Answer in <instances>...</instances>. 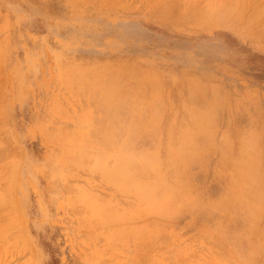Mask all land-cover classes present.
<instances>
[{
	"label": "rangeland",
	"instance_id": "374dc122",
	"mask_svg": "<svg viewBox=\"0 0 264 264\" xmlns=\"http://www.w3.org/2000/svg\"><path fill=\"white\" fill-rule=\"evenodd\" d=\"M0 197V264H264V0H0Z\"/></svg>",
	"mask_w": 264,
	"mask_h": 264
},
{
	"label": "bare ground",
	"instance_id": "6f19581e",
	"mask_svg": "<svg viewBox=\"0 0 264 264\" xmlns=\"http://www.w3.org/2000/svg\"><path fill=\"white\" fill-rule=\"evenodd\" d=\"M132 67H133V66H132ZM83 70H84V69H83ZM78 74H79V73H78ZM142 74H143V73H142ZM91 75H93V74H91ZM101 76H102V75H101ZM128 76H129V75H128ZM142 77H143V76H142ZM79 78H80V77H79ZM137 78H138V77H137ZM108 80H109V79H108ZM86 81H87V80H86ZM89 81H90V80H89ZM106 81H107V80H106ZM106 81H105V82H106ZM136 81H137V80H136ZM139 81H141V80H139ZM191 81H192V83H193V80H191ZM78 82H79V80H78ZM154 82H155V81H154ZM97 83H98V82H97ZM103 83H104V82H103ZM114 83H115V82H114ZM90 84H91V83H90ZM106 84H107V82H106ZM117 84H118V83H117ZM150 84H151V83H150ZM107 85H108V84H107ZM193 85H194V84H193ZM90 86H93V85H90ZM139 86H140V85H139ZM134 87H135V86H134ZM96 88H97V87H96ZM90 89H91V88H90ZM122 89H123V88H122ZM133 89H134V88H133ZM126 90H127V89H125V92H126ZM130 90H131V89H130ZM135 90H136V89H135ZM128 91H129V90H128ZM105 92H106V90H105ZM107 92H108V91H107ZM107 92H106V93H107ZM114 92H115V91H114ZM114 92H113V93H114ZM125 92H124V93H125ZM189 92H190V91H189ZM93 93H94V92H93ZM103 93H104V92H103ZM103 93H102V94H103ZM116 94H117V93H116ZM157 94H158V93H156V95H157ZM107 95H108V94H107ZM107 95H106V96H107ZM119 95H120V94H119ZM122 95H123V94H122ZM143 95H144V94H143ZM108 96L110 97V94H109ZM117 96H118V95H117ZM157 96H159V95H157ZM87 97H88V96H87ZM102 97H105V94H104V96H102ZM113 97H114V95H113ZM88 98H89V97H88ZM140 98H141V97H140ZM153 98H154V97H153ZM91 99H92V98H91ZM125 99H126V98H125ZM125 99H124V100H125ZM127 99H128V98H127ZM134 99H135V98H134ZM134 99H133V100H134ZM104 100H106V99H104ZM133 100H132V101H133ZM139 100H140V99H139ZM158 101H159V100H158ZM160 101H161V99H160ZM101 102H102V101H101ZM116 102H117V101H116ZM116 102H115V103H116ZM118 102H119V101H118ZM129 102H130V101H129ZM152 102H153V101H152ZM161 102H162V101H161ZM161 102H160V104H161ZM213 102H214V101H213ZM141 103H142V102H141ZM153 103H154V102H153ZM94 104H95V103H94ZM102 104H103V103H102ZM142 104H143V103H142ZM155 104H156V103H155ZM155 104H153V105H155ZM157 104H159V103H157ZM104 105H105V104H104ZM153 105H152V106H153ZM141 106H142V105H141ZM158 106H159V105H158ZM158 106H157V107H158ZM106 107H107V106H106ZM159 107H160V106H159ZM161 107H162V105H161ZM161 107H160V108H161ZM152 108H153V107H152ZM160 108H159V109H160ZM210 108H211V107H210ZM212 108H213V106H212ZM127 109H128V108H127ZM143 109H144V108H143ZM157 109H158V108H157ZM215 109H216V108H215ZM101 110H102V109H101ZM107 110H108L109 112L111 111V109L109 110L108 107H107ZM152 110H153V109H152ZM161 110H162V109H161ZM132 111H133V110H132ZM140 111H141V110H140ZM202 111H204V109H202L200 113H202ZM211 111H212V110H211ZM112 112H113V111H112ZM158 112H159V111H158ZM205 112H207V111H204V114H205ZM110 113H111V112H110ZM124 113H125V112H124ZM137 113H138V112H137ZM139 113H140V112H139ZM207 113H208V112H207ZM207 113H206V114H207ZM214 113H217V112H214ZM214 113H213V114H214ZM160 114H161V113H160ZM213 114H212V115H213ZM108 115H109V114H108ZM110 115H111V114H110ZM144 115H145V114H144ZM200 115H201V114H200ZM200 115H198V116H200ZM119 116H120V115H119ZM133 116H134V115H133ZM201 116H204V115H201ZM201 116H200V117H201ZM208 116H209V114H208ZM210 116H211V115H210ZM213 116H214V115H213ZM120 117H121V116H120ZM152 117H154V116H152ZM105 118H106V117H105ZM192 118H193V117H192ZM204 118H205V117H204ZM154 119H155V118H154ZM210 119H211V118H210ZM151 120H152V119H151ZM207 120H209V118H208ZM141 121H142V120H141ZM153 121H154V120H153ZM133 122H134V121H133ZM157 122H159V121H157ZM199 122H200V119H199ZM149 123H151V122H149ZM205 123H206V121H205ZM90 124H91V122H90ZM109 125H110V124H109ZM142 125H143V124H142ZM152 125H153V124H152ZM194 125H195V124H194ZM107 126H108V125H107ZM134 126H135V124H134ZM137 126H138V125H137ZM155 126H156V124H155ZM155 126H154V127H155ZM195 126H196V125H195ZM197 126H198V125H197ZM197 126H196V127H197ZM208 126H209V125H208ZM208 126H207V127H208ZM210 126H211V125H210ZM210 126H209V127H210ZM121 127H122V126H121ZM124 127H125V126H124ZM140 127H141V126H140ZM199 127H200V126H199ZM141 128H142V127H141ZM203 128H204V127H203ZM205 128H206V127H205ZM91 129H92V128H91ZM95 129H96V128H95ZM113 129L115 130L116 128H113ZM125 129H126V128H125ZM156 129H157V128H156ZM156 129H155V130H156ZM191 129H192V128H191ZM211 129H212V128H211ZM84 130H85V129H84ZM122 130H124V129L122 128ZM130 130H131V129H130ZM134 130H136V129L134 128ZM134 130H133V131H134ZM155 130H154V131H155ZM82 131H83V129H82ZM96 131H97V130H96ZM120 131H121V129H120ZM88 132H89V130H88ZM98 132H99V131H98ZM113 132H114V131H113ZM113 132H112V133H113ZM117 132H118V130H117ZM117 132H116V134L118 135ZM121 132H122V131H121ZM123 132H125V130H124ZM126 132H127V131H126ZM131 132H132V131H131ZM147 132H148V131H147ZM149 132H150V131H149ZM119 133H120V132H119ZM134 133H135V131H134ZM155 133H156V131H155ZM110 134H111V133H110ZM110 134H109V135H110ZM116 134H115V135H116ZM123 134H124V133H123ZM127 134H128V133H127ZM127 134H126V135H127ZM130 134H131V133H130ZM136 134H137V133H136ZM138 134H140V131H139ZM147 134H148V133H147ZM105 135H106V134H105ZM134 135H135V134H134ZM142 135H143V133H142ZM188 135H190V134H188ZM206 135H207V134H206ZM208 135H209V134H208ZM111 136H112V134H111ZM130 136H132V135H130ZM130 136H129V137H130ZM156 136H157V135H156ZM185 136H186V135H185ZM202 136H203V135H202ZM204 136H205V135H204ZM84 137H85V136H84ZM112 137H113V136H112ZM114 137H115V136H114ZM117 137H118V136H117ZM209 137H211V136H209ZM142 138H143V137H142ZM142 138H141V139H142ZM193 138H194V137H193ZM193 138H192V139H193ZM114 139H115V138H114ZM190 139H191V138H190ZM209 139H210V141H212L211 138H209ZM145 140H146V139H145ZM115 141H116V140H115ZM131 141L133 142V140H131ZM140 141H141V140H140ZM140 141H139V142H140ZM150 141H151V140H150ZM142 142H143V141H142ZM147 142H148V141H147ZM110 143H111V142H110ZM113 143H114V142H113ZM191 143H192V142H191ZM196 143H197V142H196ZM208 143H209V142H208ZM150 144H151V143H150ZM205 145H208V144L205 143ZM115 146H116V145H115ZM124 146H125V145H124ZM210 146H211V145H210ZM210 146H209V147H210ZM118 148H119V147H118ZM153 148H155V146H154ZM157 148H158V147L156 146V149H157ZM177 148H178V147H177ZM186 148H187V147H186ZM77 149H78V148H77ZM123 149H125V148H122V150H123ZM127 149H128V148H127ZM150 149H151V148H150ZM150 149H149V150H150ZM168 149L170 150V148H168ZM209 149H210V148H209ZM129 150H130V149H129ZM129 150L127 151V154H126L125 151H124L125 153L123 152V153L126 154V155H123V153H121V154H122V157H121L120 159H117L115 163H114V156H113V160H112V161H113V163L115 164V168H113V165H114V164L111 166L112 171H113V170H115V171L117 170L116 172H120L121 175H122V173H123V175H129V177H127V179H128V178H130V179H131V178H136L137 175L134 176L133 172L135 171V172L137 173V172H138L137 169L141 167V166H139V165H140V164H139L140 162L138 161V160H140V158H139L140 156H139V157H136V156H138V153L135 152L137 155L134 156L135 154H134V152H132L133 156L135 157L134 159L137 158L136 161H137V163L139 162L138 165H137V167H136V162H135V160L133 159V156L130 155L131 152H130ZM135 150H136V149H135ZM153 150H154V149H153ZM114 151H115V150H114ZM140 151H141V150H140ZM142 151H143V150H142ZM78 152H79V151H78ZM116 152H117V151H116ZM129 152H130V153H129ZM154 152H155V151H154ZM178 152H179V150H178ZM181 152H182V151H181ZM181 152H180L179 154H181ZM189 152H190V150H189ZM74 153H75V152H74ZM142 153H143V152H142ZM148 153H149V152H148ZM168 153H169V152H168ZM171 153H172V152H171ZM173 153H174V152H173ZM75 154H76V153H75ZM80 154H81V152H80ZM128 154H129V155H128ZM166 154H167V153H166ZM177 154H178V153H177ZM182 154H183V153H182ZM1 155L3 156V154H1ZM119 155H120V153H119ZM127 155H128V156H127ZM139 155H140V154H139ZM141 155H142V154H141ZM145 155H146V151H145ZM167 155H168V154H167ZM84 156H85V155H84ZM88 156H89V155H88ZM151 156H152V155H151ZM179 156H180V155H179ZM82 157H83V155H82ZM181 157H182V156H181ZM83 158H84V157H83ZM116 158H117V157H116ZM138 158H139V159H138ZM142 158H143V157H142ZM146 158H148V157H146ZM174 158H175V157H174ZM179 158H180V157H179ZM183 158H184V157H183ZM92 159H93V158H92ZM110 159H111V158H110ZM110 159H109V160H110ZM150 159H151V158H150ZM225 159H226V158H225ZM76 160H77V158H76ZM84 160H85V159H84ZM84 160H83V161H84ZM142 160H143V159H142ZM144 160H146V159H144ZM151 160H152V159H151ZM88 161L90 162V160H88ZM146 161H147V160H146ZM155 161H156V160H155ZM186 161H187V159H186ZM186 161H185V162H186ZM201 161H202V160H201ZM225 161H227V160H225ZM230 161H231V160H230ZM77 162L79 163V161H77ZM152 162H153V161H152ZM169 162H170V160H169ZM176 162H177V161H176ZM185 162H184V165H185ZM188 162H189V161H188ZM194 162H195V161H194ZM134 163H135V165H134ZM143 163H144V162H143ZM143 163H142V165H143ZM186 163H187V162H186ZM190 163H191V161H190ZM200 163H201V162H200ZM87 164H88V163H87ZM90 164H91V166H92V163H90ZM90 164H88V165H90ZM144 164H145V163H144ZM196 164H198V162L195 163V166H196ZM205 164H206V163H205ZM239 164H240V163H239ZM107 165H108V163H107ZM133 165H134L135 167H134ZM146 165H147V164H146ZM186 165H187V164H186ZM188 165H190V164L188 163ZM201 165H202V163H201ZM144 166H145V165H144ZM192 166H193V165H192ZM228 166H229V168H230V165H228ZM237 166H238V164H237ZM248 166H249V165H248ZM133 167H134V168H133ZM193 167H194V166H193ZM203 167H204V164H203ZM225 167H226V165H225ZM104 168H105V167H104ZM141 168H142V167H141ZM176 168H177V167H176ZM190 168H191V167H190ZM135 169H136V170H135ZM147 169H148V168H147ZM182 169H183V168H182ZM188 169H189V168H188ZM188 169H187V170H188ZM235 169H237V168H235ZM239 169H240V168H238L236 171H238ZM106 170H109V169H105V171H106ZM144 170H145V169H144ZM187 170H185V171H187ZM248 170H249V169H248ZM145 171H146V170H145ZM179 171H180V170H179ZM185 171H184V172H185ZM188 171H189V170H188ZM188 171H187V173H189ZM233 171H234V170H233ZM140 172H141V171H140ZM146 172H147V171H146ZM112 173H113V172H112ZM177 173H178V172H177ZM191 173H192V172H191ZM131 174L133 175V177L131 176ZM215 174H216V172H215ZM225 174H226V173H225ZM113 175H114V174H113ZM138 175H139V174H138ZM161 175H162V174H161ZM161 175H160V176H161ZM177 175H178V174H177ZM187 175H188V174H187ZM192 175H193V174H192ZM213 175H214V174H213ZM148 176H149V175H148ZM173 176H174V175H173ZM145 177H146V175H145ZM162 177H163V176H162ZM190 177H191V176H190ZM242 177H243V176H242ZM140 178H141V177H140ZM143 178H144V176H143ZM150 178H151V177H150ZM150 178H149V179H150ZM215 178H216V177H215ZM236 178H237V177H236ZM238 178H239V177H238ZM113 179H114V178H113ZM125 179H126V178H125ZM127 179H126V180H127ZM239 179H240V178H239ZM243 179H244V177H243ZM164 180H165V179H164ZM189 180H190V179H189ZM228 180H229V179H228ZM235 180H236V179H235ZM237 180H238V179H237ZM114 181H115V180H114ZM134 181H135V180H134ZM147 181H148V180H147ZM218 181H219V180H218ZM243 181H244V180H243ZM124 182H125V181H124ZM159 182H160V181H159ZM164 182H165V181H164ZM193 182H194V181H193ZM226 182H227V181H226ZM229 182H230V181H229ZM235 182H236V181H235ZM146 183H147V182H146ZM149 183H150V182H149ZM149 183H148V184H149ZM190 183H191V182H190ZM227 183H228V182H227ZM250 183H251V182H250ZM144 184H145V183H144ZM166 184H167V183H166ZM241 184H242V183H241ZM6 185H7V184H6ZM192 185H193V184H192ZM232 185H233V184H232ZM234 185H235V184H234ZM144 186H145V185H143V187H144ZM147 186H148V185H147ZM166 186H167V185H166ZM225 186H227V185H225ZM229 186H230V185H229ZM246 186H247V185H246ZM4 187H7V186H4ZM116 187H117V186H116ZM125 187H126V186H125ZM170 187H172V186H170ZM220 187H221V185H220ZM240 187H241V186H240ZM145 188H146V187H145ZM172 188L174 189V187H172ZM185 188H186V187H185ZM227 188H228V187H227ZM229 188H230V187H229ZM229 188H228V189H229ZM238 188H239V187H238ZM77 189H78V188H77ZM223 189H224V188H223ZM246 189H247V188H246ZM255 189H256V188H255ZM3 190H4V189H3ZM150 190H152V188H151ZM171 190H172V189H171ZM194 190H195V189H194ZM5 191H6V190H5ZM144 191H145V190H144ZM147 191H148V190H147ZM190 191H192V190H190ZM224 191H225V189H224ZM227 191H228V190H227ZM243 191L245 192V190H243ZM252 191H253V190H252ZM1 192H2V191H1ZM7 192H8V191H7ZM145 192H146V191H145ZM150 192H151V191H150ZM150 192H149V193H150ZM177 192H178V191H177ZM232 192H233V191H232ZM232 192H231V193H232ZM238 192H239V191H238ZM246 192H247V191H246ZM246 192H245V193H246ZM137 193H138V192H137ZM139 193H140V192H139ZM170 193H171V192H170ZM178 193H179V192H178ZM197 193H198V192H197ZM219 193H220V192H219ZM225 193H226V192H225ZM229 193H230V192H228V194H229ZM235 193H236V192H235ZM1 194H2V193H1ZM3 194H5V192H4ZM147 194H148V193H147ZM159 194L161 195V193H159ZM180 194H181V193H180ZM258 194H259V193H258ZM136 195H137V194H136ZM250 195H251V194H250ZM254 195H255V194H254ZM84 196H85V195H84ZM166 196H167V195H166ZM166 196H165V197H166ZM172 196H173V195H172ZM231 196H232V195H231ZM238 196H239V195H238ZM5 197H6V196H5ZM162 197H163V196H162ZM180 197H181V196H180ZM187 197H188V196H187ZM193 197H194V196H193ZM207 197H209V196H207ZM233 197H234V196H233ZM0 198H1V197H0ZM146 198H147V197H146ZM166 198H167V197H166ZM174 198H175V196H174ZM185 198H186V197H185ZM194 198H195V197H194ZM198 198H199V197H198ZM214 198H215V197H214ZM223 198H224V197H223ZM223 198H222V199H223ZM225 198H227V196H226ZM3 199H4V198H3ZM182 199H183V198H182ZM191 199H192V198H191ZM215 199H216V198H215ZM228 199H229V198H228ZM236 199H238V198H236ZM239 199H240V198H239ZM239 199H238V200H239ZM256 199H257V198H256ZM256 199H255V200H256ZM4 200H5V199H4ZM150 200H151V198H150ZM163 200H164V199H163ZM172 200H173V199H172ZM174 200H175V199H174ZM192 200H193V201H196L195 199H192ZM213 200H214V199H213ZM243 200H244V199H243ZM255 200H254V201H255ZM81 201H82V200H81ZM147 201H148V200H147ZM184 201H185V200H184ZM188 201H189V198H188ZM190 201H191V200H190ZM215 201H216V200H215ZM224 201H225V200H224ZM259 201H260V200H259ZM2 202H4V201H1V203H2ZM139 202H140V201H139ZM161 202H163V201H161ZM170 202H171V201H170ZM175 202H176V201H175ZM191 202H192V201H191ZM212 202H214V201H212ZM212 202H211V203H212ZM219 202H223V201H222V200L220 201V198H219ZM251 202H252V201H251ZM90 203H91V202H90ZM153 203H154V202H153ZM214 203L216 204V202H214ZM214 203H212V204H214ZM261 203H262V202H261ZM2 204H3V203H2ZM93 204H94V203H93ZM161 204H162V203H161ZM161 204L159 205L158 208H160ZM169 204H171V203H169ZM182 204H183V203H182ZM221 204H223V203H221ZM221 204H220V205H221ZM256 204H257V203H256ZM94 205H96V204H94ZM164 205H165V204H164ZM164 205H162V206H164ZM194 205H195V204H194ZM206 205H207V204H206ZM241 205H242V204H241ZM157 206H158V205H157ZM157 206H156V207H157ZM162 206H161V207H162ZM184 206H185V205H184ZM189 206H190V205H189ZM245 206H246V203H245ZM169 207H170V205H169ZM169 207H168V208H169ZM171 207H172V206H171ZM171 207H170V209H171ZM185 207H186V206H185ZM224 207H225V206H224ZM96 208H97V206H96ZM164 208H165V207H164ZM164 208H162L163 211L167 208V206H166L165 209H164ZM178 208H179V207H178ZM187 208H188V207H187ZM195 208H196V207H195ZM217 208H218V207H217ZM232 208H233V207H232ZM237 208H238V207H237ZM237 208H236V209H237ZM91 209H92V208H91ZM154 209H155V208H154ZM156 209H157V208H156ZM160 209H161V208H160ZM160 209H159V210L157 209V210H158V212L160 211V214H161V210H162V209H161V210H160ZM170 209H169V211H170ZM202 209H203V208H202ZM192 210H194V209L192 208ZM87 211H88V210H87ZM91 211H92V210H91ZM96 211H97V210H96ZM104 211H105V210H104ZM155 211H156V210H155ZM163 211H162V212H163ZM166 211H167V213H168V210H166ZM190 211H191V210H190ZM231 211H232V210H231ZM170 212H171V211H170ZM182 212H183V211H182ZM182 212H181V213H182ZM240 212H241V211H240ZM97 213H99V212L97 211ZM165 213H166V212H165ZM207 213H208V212H207ZM241 213H242V212H241ZM245 213H246V211H245ZM101 214H102V213H101ZM101 214H100V215H101ZM158 214H159V213H158ZM162 214H163V216H164V213H162ZM208 214H209V213H208ZM211 214H212V213H211ZM233 214H234V213H233ZM236 214H237V213H236ZM248 214H250V211H249ZM254 214H255V213H254ZM89 215H90V214H89ZM92 215H93V213H92ZM92 215H91V216H92ZM168 215H169V213H168ZM170 215H171V214H170ZM170 215H169V216H170ZM213 215H215V214L213 213ZM245 215H246V214H245ZM102 216H103V215H102ZM132 216H133V215H132ZM135 216H136V213H135ZM207 216H209V215H207ZM247 216H248V215H247ZM93 217H94V216H93ZM161 217H162V215H161ZM205 217H206V216H205ZM226 217H227V216H226ZM241 217L243 218V216H241ZM96 218H97V217H96ZM96 218H95V219H96ZM123 218H124V217H123ZM164 218H166V217H164ZM232 218H233V217H232ZM248 218H250V216H248ZM175 219H176V218H175ZM246 219H247V218H246ZM99 220H100V219H99ZM106 220H107V219H106ZM109 220H110V219H109ZM240 220H241V219H240ZM251 220H252V223H255V221L253 222V219H251ZM107 221H108V220H107ZM116 221H117V220H116ZM246 221H247V220H246ZM96 223H97V222H96ZM109 223H110V222H109ZM247 223H248V222H247ZM107 224H108V222H107ZM224 224H225V223H224ZM241 224H242V223H241ZM227 225H229V224H227ZM250 225H251V224H249V227H250ZM118 226H119V225H118ZM220 226H221V225H220ZM229 226H231V225H229ZM138 227H139V226H138ZM227 227H228V226H227ZM242 227H243V226H242ZM98 228H99V227H98ZM220 228H221V227H220ZM244 228H245V226H244ZM115 229H116V227H115ZM132 229H133V228H132ZM215 229H216V228H215ZM247 229H248V228H247ZM116 230H117V229H116ZM222 230H223V229H221V230H219V231H222ZM235 230H236V228H235ZM105 231H106V230H105ZM112 231H113V230H112ZM134 231H135V230H134ZM205 231H206V230H205ZM224 231H225V230H224ZM245 231H246V230H245ZM248 231H249V230H248ZM250 231H251V230H250ZM120 232H121V231H120ZM135 232H137V231H135ZM232 232H233V231H232ZM241 232H242V230H241ZM133 233H134V232H133ZM222 233H223V232H221V234H222ZM237 233H239V232L237 231ZM237 233H236V234H237ZM136 234H137V233H136ZM223 234H224V233H223ZM245 234H246V233H245ZM127 235H128V234H127ZM206 235H207V233H206ZM215 235H216V234H215ZM234 235H235V234H234ZM238 235H239V234H238ZM248 235H249V234H248ZM123 236H124V234H123ZM212 236H213V235H212ZM222 236H223V235H222ZM246 236H247V235H246ZM246 236H245V237H246ZM119 237H120V236H119ZM218 237H219V236H218ZM224 237H225V236H224ZM147 238H148V237H147ZM152 238H153V237H152ZM219 238H220V237H219ZM226 238H227V237H226ZM242 238L244 239V237H242ZM246 239H247V238H246ZM248 239H249V238H248ZM248 239H247V240H248ZM220 240H221V238H220ZM224 240H225V238H224ZM257 240H258V239H257ZM142 241H143V239H142ZM149 241H150V239H149ZM149 241H148V242H149ZM255 241H256V240H255ZM261 241H262V240H261ZM135 242H136V241H135ZM138 242H139V241H138ZM221 242H222V240H221ZM223 242H225V241H223ZM223 242H222V243H223ZM140 243H141V241H140ZM214 243H215V242H214ZM225 243H226V242H225ZM225 243H223V244H225ZM240 243H241V242H240ZM245 243H246V242H245ZM252 243H253V242H252ZM259 243H261V242H259ZM256 244H257V243H256ZM225 245H227V244H225ZM248 245H249V244H247L246 247H247ZM252 245H255V244H252ZM252 245H251V247H253ZM257 245H258V244H257ZM261 245H262V244H261ZM229 246H230V245H229ZM229 246H228V247H229ZM237 246H238V245H237ZM242 246L245 247L244 245H242ZM262 246H264V245H262ZM143 247H145V246H143ZM231 247H233V246H231ZM231 247H230V249H231ZM225 248H226V247H225ZM237 248H238V247H237ZM226 249H227V248H226ZM230 249H228V250H230ZM233 251H234V250H233ZM229 253H230V252H229ZM226 254H228V253H226ZM231 255H232V254H231ZM244 255H245V254H244ZM251 255H252V254H251ZM245 256H246V255H245ZM248 256H250V255H248ZM253 256H254V254H253ZM232 257H233V255H232ZM245 258H248V257H245ZM235 259H236V258H235ZM240 259H241V258H240ZM249 259H250V258H249ZM250 260H252V259H250ZM250 260H248V261H250ZM33 261H34V260H33ZM246 261H247V260H246ZM247 263H248V262H247ZM230 264H231V262H230ZM250 264H252V263H250ZM253 264H254V263H253Z\"/></svg>",
	"mask_w": 264,
	"mask_h": 264
}]
</instances>
